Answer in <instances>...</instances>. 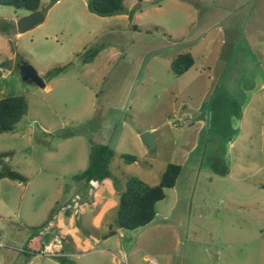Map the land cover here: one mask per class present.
I'll return each mask as SVG.
<instances>
[{
	"label": "rangeland",
	"instance_id": "obj_1",
	"mask_svg": "<svg viewBox=\"0 0 264 264\" xmlns=\"http://www.w3.org/2000/svg\"><path fill=\"white\" fill-rule=\"evenodd\" d=\"M124 7L99 17L87 0H41L43 20L19 33L29 13L0 6V97L28 104L0 134L25 178L0 179V264H264V0ZM183 53L194 64L176 76ZM21 61L45 89L22 81ZM98 145L113 151L110 178L75 180ZM167 164L181 172L154 220L116 229L127 179L155 186Z\"/></svg>",
	"mask_w": 264,
	"mask_h": 264
},
{
	"label": "trees",
	"instance_id": "obj_2",
	"mask_svg": "<svg viewBox=\"0 0 264 264\" xmlns=\"http://www.w3.org/2000/svg\"><path fill=\"white\" fill-rule=\"evenodd\" d=\"M54 0H51V3ZM0 6L12 7L15 10H24L27 13L41 11V0H0ZM89 12L99 17H113L125 12L124 0H87ZM100 49L91 48L84 52V62H91ZM194 64L189 53L176 56L170 63V71L176 76H182ZM64 70V67L47 71L44 77L49 80ZM28 104L23 96L0 97V134L10 132L27 113ZM11 152L0 153V179L24 182L25 178L12 170L5 161L10 158ZM113 158V151L106 145L95 146L92 150L89 165L82 173L75 176V180L84 181L94 186L110 178L109 164ZM127 164L135 161L133 156L124 155ZM181 167L177 164H167L155 186H150L136 177H130L125 182V189L119 194V204L116 211V229L135 230L145 227L156 216V203L165 198V190L174 187L180 175ZM112 225L105 238L117 233Z\"/></svg>",
	"mask_w": 264,
	"mask_h": 264
},
{
	"label": "water",
	"instance_id": "obj_3",
	"mask_svg": "<svg viewBox=\"0 0 264 264\" xmlns=\"http://www.w3.org/2000/svg\"><path fill=\"white\" fill-rule=\"evenodd\" d=\"M44 16L41 11H36L33 13H29L28 15L24 16L22 19L17 22V31L19 33H23L28 29H31L36 24L40 23L43 20ZM19 71L21 75V79L24 82L33 83L40 88L45 89V83L43 79L37 74L36 70L23 63L19 66ZM140 140L144 146L148 149L153 150L155 145L154 136L151 133L144 132L140 135Z\"/></svg>",
	"mask_w": 264,
	"mask_h": 264
},
{
	"label": "built area",
	"instance_id": "obj_4",
	"mask_svg": "<svg viewBox=\"0 0 264 264\" xmlns=\"http://www.w3.org/2000/svg\"><path fill=\"white\" fill-rule=\"evenodd\" d=\"M148 264H157L154 260H152L151 262H149Z\"/></svg>",
	"mask_w": 264,
	"mask_h": 264
},
{
	"label": "flooded vegetation",
	"instance_id": "obj_5",
	"mask_svg": "<svg viewBox=\"0 0 264 264\" xmlns=\"http://www.w3.org/2000/svg\"><path fill=\"white\" fill-rule=\"evenodd\" d=\"M21 64H22V61H21ZM19 67V66H18Z\"/></svg>",
	"mask_w": 264,
	"mask_h": 264
}]
</instances>
